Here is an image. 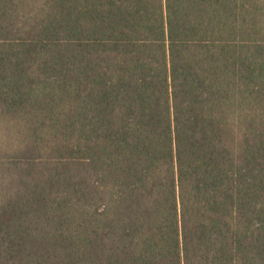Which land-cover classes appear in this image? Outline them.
I'll list each match as a JSON object with an SVG mask.
<instances>
[{
    "label": "trees",
    "instance_id": "trees-1",
    "mask_svg": "<svg viewBox=\"0 0 264 264\" xmlns=\"http://www.w3.org/2000/svg\"><path fill=\"white\" fill-rule=\"evenodd\" d=\"M0 264H264V0H0Z\"/></svg>",
    "mask_w": 264,
    "mask_h": 264
}]
</instances>
